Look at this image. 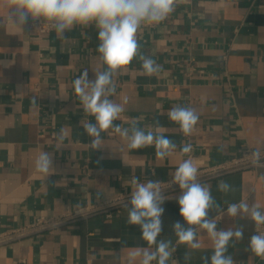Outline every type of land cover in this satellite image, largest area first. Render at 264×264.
<instances>
[{
    "label": "crops",
    "instance_id": "0c3cea01",
    "mask_svg": "<svg viewBox=\"0 0 264 264\" xmlns=\"http://www.w3.org/2000/svg\"><path fill=\"white\" fill-rule=\"evenodd\" d=\"M11 6L0 0V232L40 215L110 201L131 191L133 178L164 180L185 159L204 167L237 157L246 147L264 149V7L256 8L253 0H176L164 21L138 31L139 53L153 58L161 71L145 74L137 56L113 76L116 93L109 98L124 107L114 124L130 128L135 123L174 141L176 151L163 160L154 145L128 149L126 139L112 129L102 133V148L90 144L84 125L94 117L83 110L73 81L85 69L89 80L106 69L95 26H76L66 38L54 30L42 34L38 22L16 26ZM178 105L199 116L191 135L168 119L169 109ZM183 144H191L192 151L181 153ZM41 151L53 157L46 177L36 169ZM221 179L231 191L217 190ZM201 183L211 185L218 207L210 216L218 229L243 227V239L233 238L226 255L234 264H264V257L250 250L256 224L226 211L241 200L264 210V168ZM179 194L178 189L165 195L157 239L172 242L175 252L168 264H205L214 248L206 230L197 229L195 249L174 234L172 224L182 220ZM127 218L126 207L111 216L98 213L2 246L0 264H128L132 253L148 245Z\"/></svg>",
    "mask_w": 264,
    "mask_h": 264
},
{
    "label": "clouds",
    "instance_id": "9594fccd",
    "mask_svg": "<svg viewBox=\"0 0 264 264\" xmlns=\"http://www.w3.org/2000/svg\"><path fill=\"white\" fill-rule=\"evenodd\" d=\"M12 5L9 15L16 26L22 27L30 21L46 23L51 30L61 38L76 26H95L99 41L97 52L106 65L105 70L95 71V79L89 80L85 69L73 81L76 96L80 99L83 110L94 117V122L84 125L85 133L91 138L90 144L94 150L103 146L102 133L112 129L126 139L130 150H139L145 146L154 145L157 158L163 160L173 155L177 144L158 131H145L135 123L130 128H121L114 124L124 112L122 104L114 102L110 96L115 95L116 85L113 76L130 65L137 56L142 61L145 74L152 75L161 71L153 58L139 53L137 33L142 26L156 25L164 21L174 10L176 0H9ZM168 119L179 125L180 131L191 135L199 120L196 111L186 106H175L169 109ZM159 127V125H157ZM62 138V137H61ZM192 151L191 144L180 146L183 154ZM254 164H261V152L251 153ZM36 169L45 174L53 170L51 153L41 151L36 159ZM198 168L191 159L183 160L171 174L170 185H177L180 194L176 201L179 205V215L182 220L172 224L178 241L195 249L199 247L196 240L197 229L206 230L214 248L211 255L205 257V264H234L232 256L226 255L230 241L233 238L243 239V227L218 229L217 221L210 216V210L218 207L212 195L211 185L198 180ZM132 191L125 205L128 211L129 225L138 226L141 239L148 247L131 254L128 264H134L140 257L139 264H168L175 249L171 240H159L163 231L162 217L165 212L164 192L160 180L138 182L132 180ZM217 190L229 192L232 190L226 180H219ZM227 214L231 217H249L255 224L264 225V210L246 201L230 203ZM250 250L259 257H264V233L250 237ZM153 246L154 249H153Z\"/></svg>",
    "mask_w": 264,
    "mask_h": 264
},
{
    "label": "built area",
    "instance_id": "2783aa9c",
    "mask_svg": "<svg viewBox=\"0 0 264 264\" xmlns=\"http://www.w3.org/2000/svg\"><path fill=\"white\" fill-rule=\"evenodd\" d=\"M256 8L264 7V0H253ZM40 33H48L51 31L46 23H38ZM255 151L249 147L244 148L237 157L227 161L198 168V180L200 182L220 177L224 174L244 170L247 168H264V149L261 152V164L253 163L255 159L251 153ZM191 158V156H189ZM171 177L161 181V189L164 195L178 190L177 185H170L168 181ZM144 183V182H140ZM132 191V190H131ZM131 191H121L115 198L99 205L80 207L78 209H68L64 214L47 217L44 215L38 216L32 223L24 226L8 229L0 232V247L10 245L21 241L25 238L32 237L39 233H52L78 220L86 219L94 214L104 213L106 216H111L125 208L128 203V197ZM256 234L264 233V225L256 224ZM154 264V263H153Z\"/></svg>",
    "mask_w": 264,
    "mask_h": 264
}]
</instances>
